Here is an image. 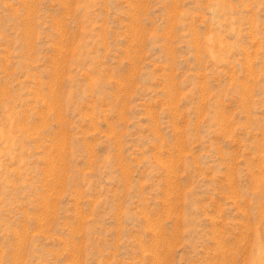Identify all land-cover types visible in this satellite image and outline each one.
Returning a JSON list of instances; mask_svg holds the SVG:
<instances>
[{"label": "rangeland", "instance_id": "obj_1", "mask_svg": "<svg viewBox=\"0 0 264 264\" xmlns=\"http://www.w3.org/2000/svg\"><path fill=\"white\" fill-rule=\"evenodd\" d=\"M0 264H264V0H0Z\"/></svg>", "mask_w": 264, "mask_h": 264}]
</instances>
